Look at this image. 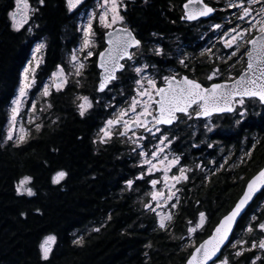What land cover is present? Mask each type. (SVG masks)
<instances>
[{
  "label": "trees",
  "instance_id": "16d2710c",
  "mask_svg": "<svg viewBox=\"0 0 264 264\" xmlns=\"http://www.w3.org/2000/svg\"><path fill=\"white\" fill-rule=\"evenodd\" d=\"M183 1L134 0L124 16L139 40L148 43L158 36L155 40L163 41L168 50L178 45L171 39L173 34L183 40L189 37L179 21ZM11 5L12 0H0V264H183L192 248L232 208L245 180L264 161V127L255 129L262 133V139L254 160L237 173L207 169V142L197 139L206 134L205 126L179 122L164 128L162 131L174 139L173 149L182 165L191 170L180 186L176 206H171L172 219L162 229L156 212L145 208L146 201L141 198L150 177L136 179L142 173L137 153L118 138L103 145L94 143L108 111L104 108L105 93L95 87L93 69L84 75L83 90L71 86L48 97L49 117L38 132L18 145L2 143L7 110L33 44L41 39L48 43L42 69L47 74L62 59L74 27L63 0H43L34 15L37 28L14 30L7 17ZM154 61L162 64V59L150 58L151 63ZM123 76L119 77L118 90L128 92L121 82ZM81 91L90 93L94 103L84 116L77 112L74 101V95ZM214 123L216 147L209 155L215 158L221 153L224 134L254 132L252 125L234 128L224 125L220 118ZM60 171L66 175L53 183ZM24 177L30 179L31 196L17 193L16 184ZM128 180L134 184L130 189L126 187ZM263 197L264 191L232 236L230 244H243L237 243L234 249H229V244L224 249L220 258L226 257L229 264H264V253L257 257L251 248L253 241L258 244L262 237L255 226L264 221ZM200 212L206 214L205 225L190 240L188 222L194 225ZM253 216L257 218L254 221ZM250 222L254 228L251 233L246 231ZM88 226L99 231L90 230L83 235L82 244H74L73 232ZM48 236L54 237V243L44 260L40 246ZM237 251L241 255L236 256Z\"/></svg>",
  "mask_w": 264,
  "mask_h": 264
},
{
  "label": "snow or ice",
  "instance_id": "6c2138e0",
  "mask_svg": "<svg viewBox=\"0 0 264 264\" xmlns=\"http://www.w3.org/2000/svg\"><path fill=\"white\" fill-rule=\"evenodd\" d=\"M41 4L43 0H40ZM261 0H248L249 4L260 3ZM21 0H17L19 5ZM68 10L72 11L77 8L78 5L83 3V0H66ZM243 0H239L236 3H230L228 6L230 8H241ZM198 5V6H194ZM25 9L28 8L27 3L24 4ZM104 10L99 13V23L105 29H111L112 31H106L105 37L107 38L108 47L99 53V61L97 66L102 69L100 74V81L98 84L97 90L99 92L105 91L108 85L116 80L117 73L125 70L126 65L121 63L122 60H134L135 52L130 51V49H138L140 47V40H138L127 27L120 29H114L113 26L118 22H123L124 17L120 15L118 7V0H104L103 5H98ZM185 16L182 19L186 18L189 21L197 20L199 17H206L214 11L213 8L209 7L207 4H203L202 0H188V3L184 5ZM261 12H264V7L261 8ZM250 13V8L244 7L242 10V15L238 17L243 20L245 16H248ZM10 16H13V13H9ZM110 16V19H109ZM88 23L86 26L78 29L84 33V39L81 46L78 49H74L70 62L72 63L75 69V75L80 76L82 70L85 68L84 62L78 58L77 52H84L87 49V53L84 56V60H87L93 55L91 48L94 46L93 37L95 33L93 31V20L96 18L94 12L88 13ZM27 20V15H23L20 23H16L15 18H13V28L19 30L24 22ZM213 28L219 29L221 25L214 24ZM239 27V26H237ZM257 29L260 33L258 38H253L252 40L247 41L251 47L245 52V55L248 57L247 69L245 73H242L238 79H232L231 83H212L210 87H204L197 80L190 79L188 76H181L177 79L176 75H170L163 77L164 86L159 87L156 84L155 79L152 77H144L141 73L144 71V68L148 67L143 65L141 67H134L133 70L140 76V79L135 81L137 88L136 96L131 100V104L127 109L120 110L117 114H114L113 119L106 121L104 128L101 129V132L104 133V136L100 138V142H105V137H110V129L114 125H122L123 131L119 134L125 136L131 129L143 128L144 131L155 133L160 131V125H172L174 122L180 120L178 114H183L191 118L192 112L195 113L196 117H210L213 113H231L234 111V104H244V98H258L261 104H264V18L258 20L256 23L251 25L250 29H243L237 31V29H230L229 32H225V36L231 35L230 40H225L224 46L226 48L232 47L236 44L238 39H240L242 32L251 31V29ZM31 30V29H29ZM43 44L37 46V49L42 48ZM211 51L210 49L208 50ZM239 51L237 47L236 51L232 52V56H235ZM155 52L157 55L161 53L160 48H156ZM203 54V53H202ZM231 58V57H230ZM37 62V66H38ZM180 64L184 65L185 61L180 60ZM33 73L32 79H29L28 73ZM35 71L34 67H26L22 73V78L20 81V88L18 95L13 99L11 108V114L9 118V123L14 125L17 116L19 114V109L23 103V99L27 95V89L31 88L35 83ZM219 69H213L212 73L207 77L208 80H212L213 77L219 74ZM147 81V88L140 90L142 86V80ZM52 86L56 88L57 91L61 90L63 86L67 83V74H65L64 69L61 66H57V71L52 73ZM77 83H79L77 81ZM42 95L47 97L49 95V85L45 84L42 89ZM158 97V99L156 98ZM239 97V99H236ZM145 98V99H138ZM80 103L77 105L79 114L81 116L85 115V112L90 108L91 102L88 97H78ZM51 105H49L50 107ZM139 107V111L137 108ZM33 108H35V103H33ZM190 109L192 110L190 112ZM131 114V115H129ZM244 111L240 112L241 117L244 116ZM149 117L151 119H149ZM239 123V121H237ZM151 124L152 127H148ZM39 129V125H37ZM211 131V129H209ZM21 135H19V142L25 140L24 130L21 129ZM135 136V132H133ZM12 129H9L7 139H12ZM144 139V137H137L136 143L137 148L141 147L138 143L139 140ZM161 144L155 146V150L151 152V157H158V153L163 152V148L167 147L168 143H171L170 140H167V137L161 135L159 137ZM167 141V143H165ZM95 142V141H94ZM211 147V145H209ZM255 147V145H253ZM140 156L143 158L142 164L148 165L147 172L151 173L157 169V164L163 167L164 172V181L166 182V187H174L175 185H167V181L171 180L176 183L187 180L188 177L185 175L186 171L191 169H186L181 167L179 170V175L169 176L168 173L170 170L179 165L180 157L174 156L171 160H168L165 156L164 160L157 159L156 163H153L151 159L148 158V155L145 151H140ZM246 155H250L246 153ZM199 167V165H197ZM66 175L63 171H60L56 174V177L53 178V183H57L58 179L63 178ZM143 173L138 176L136 179H143ZM28 178H25L27 180ZM24 181L21 182L23 184ZM129 188L133 186V180L126 181ZM151 185L153 189L157 185V180H151ZM21 191H25L27 195L31 196L34 193L31 188L22 189L20 186L17 187V193L20 194ZM179 191V189H177ZM264 191V169H261L256 175L247 182L245 190L239 200L236 202L235 206L223 216L218 224L212 231V234L204 240L198 247H195V250L192 252L191 256L187 260V264H216L219 260L217 255L221 251V246L225 245L226 241H229V234L233 231V225L237 222L238 217L243 213L245 207L249 202L254 198V195L259 192ZM151 198L154 201H158L159 197L163 196L162 192L153 190L151 193ZM175 196V192L169 191L168 199H171ZM179 198L177 197V200ZM176 205L173 204L172 207ZM145 208H148L149 205L145 204ZM155 211V209H152ZM171 215L164 216L159 221L160 228H165L166 220H171ZM206 214L204 212L199 213V220L194 225L192 221H189V227L187 233L189 239L191 240L192 234L199 229H202L206 222ZM255 216L252 217V220H256ZM256 229H259L260 232L264 233V221L256 224ZM99 231V229H95ZM246 231L251 233L254 231V228L249 223ZM183 239V237H181ZM54 240V237H47L46 241L41 244L42 259L47 260L49 252L51 251V241ZM74 244L80 245L83 243L82 238L74 240ZM237 243L243 244V241H237ZM258 246L260 249H264V236H262L258 241ZM232 247L235 248L236 244H232ZM257 242L253 241L251 248H256ZM251 250V249H248ZM236 256L241 255L240 251L235 253ZM219 264H228L227 259L219 261ZM255 264V261L252 262Z\"/></svg>",
  "mask_w": 264,
  "mask_h": 264
},
{
  "label": "rangeland",
  "instance_id": "374dc122",
  "mask_svg": "<svg viewBox=\"0 0 264 264\" xmlns=\"http://www.w3.org/2000/svg\"><path fill=\"white\" fill-rule=\"evenodd\" d=\"M22 1L23 0H21V2ZM85 1L86 0H83V3ZM124 1L125 0H118V4H119L118 10H119V13L121 16H122L123 11L125 10ZM211 1L215 2V3H220L221 4L220 6L222 7L221 9L223 11L235 9L234 7L230 8L228 5L230 3L239 2V0H211ZM103 3H104V0H91L89 5H83L82 6V4H80L77 6V8L73 9L72 11H69L66 0H65V6L67 7V12L69 14L74 13V17L72 19V25L74 24V27H73V33L71 34V37H69V39H68V40H70V43L62 51V62L59 66H61L64 69L65 74H67V83L59 91L65 90L66 88L71 87V86L75 87L76 89L79 88L77 90H83L80 88H82L81 86H84L83 82H82L84 80L83 79L84 78V71L87 69V67L89 65L88 60L92 59L96 55V49L98 47V41H97L96 37L98 36L99 33L97 31H94V33H95V36L93 37L94 46L91 48L93 55L91 57H89L87 60L83 59L87 53V49L84 52H77L78 58L81 59L85 64V68L82 70V74L80 76L75 75V69H74L72 63L70 62V58H71V54H72L73 50L78 49L82 44V41L84 39V33L82 31H79L78 29L87 25L88 19H89L88 13L94 12L96 14V18L93 20V24H98L99 28H103L99 23V13L101 11H103L104 9L102 7H98V5H103ZM248 5H252V4L248 3ZM80 6H81V8H79ZM20 8H21V13H17V11H16V15L11 16V24L13 27V18H15L16 23L19 24L22 16L25 14L27 15L26 22H24L22 24V26L19 28V30L28 26L29 25V19L31 18L30 17V13H31L30 6H28V8L25 9L24 5H21ZM34 11H35V9L32 10V14L34 13ZM227 15L230 18V24H233L236 22V19H231L234 17L235 14L227 13ZM109 19H110V16H109ZM120 23H122V22H118L117 24H120ZM34 28H35V26H31L30 28H28V29L26 28V29L27 30H29V29L33 30ZM209 28H210V30H212V32L214 34V36H213L214 38L211 39V44L209 42V45L207 46V48L206 49L202 48L201 51H199V53H206L209 50V47H212V45H213V47L211 49L212 52L208 51V54H216L217 56H220L221 54H226V50H228V54H230V51L234 45H232V47H230V48H226L224 46L225 40H230V39H226L224 37V35L221 34V29H223V27L219 28V29H215L210 25ZM14 30H16V29H14ZM208 33H209V31H208ZM217 33H219L220 35H217ZM46 43L47 42L45 39H41L39 41H36L33 44L29 60L26 63L24 69L26 67H34L36 69V71H35V83L31 88L27 89V95L24 98H22L23 103L20 106L19 114L17 116V120H16L14 125H11L9 123V118H10V114H11V108L13 107L12 101L18 95L19 88H20V83H19L18 88L16 90V93H15L13 99L11 100L9 107H8V110H7V120H6V123L4 126V134H3V139H2V141H3L2 143L4 145L5 144L18 145L20 143L25 142L34 133L38 132L41 129L43 121L45 122L49 117L50 102H49L48 96L50 95L51 92L57 93L59 91H57L56 88L52 86V84H53L52 73L57 71V67H54L52 69V71L50 70L47 73L48 77L46 80H45V77H43L40 74L41 67L44 64ZM40 44H43V47L37 49V46ZM218 44H220L221 46L219 48L218 47L214 48V46H217ZM176 49H178L177 46H176ZM185 50L186 49L184 47H180L178 49V51H176V53H177L176 57H177L179 63H180V60L185 61V60H188V58H189V54ZM216 61H218V63ZM220 61H221V58L219 57L213 61V64L218 65ZM37 62H39L38 66H37ZM134 62L139 65L138 67L146 65V63L143 61V58H140V57L138 58V62L135 60L132 62L133 64L131 66H133V68L135 66ZM55 66H58V65H55ZM24 69H23L22 73L24 72ZM214 69H219V68L216 67ZM168 72L171 73L172 68L164 65L161 68H159L158 66L155 67L154 69L144 68V71L141 73V75L144 77H152L153 79H155L156 84H157L159 81L160 82L164 81L163 77L168 76L169 75ZM22 73H21V78H22ZM129 73H133L132 79H130L129 77L127 78V76H123L121 82H122V85H124V86H125V84H129V86L131 87L130 91L126 92L124 90V88H121L118 90L119 84L115 85V88H113L109 92L107 91L106 93L105 92H99L97 90L99 93H105L103 95L104 96L103 100L107 101V104L104 108H106L108 113H107L106 118L103 122L102 128H104L106 121L114 118V114H117L120 110L127 109V107L131 104L132 98L134 96H136L138 86L136 85L135 81L137 79H140V76H137V74L135 73L134 70L130 71ZM218 75L219 74L215 75L213 77V79L218 78ZM28 77H29V79H32L33 73L31 71L28 73ZM21 78H20V81H21ZM77 81L79 83H77ZM45 84L49 85V95L47 97H44L42 95V89H43ZM142 86L143 87L140 90H143V88H147L148 85H147L146 79L142 80ZM83 96L88 97L89 101L91 102L92 106L87 109V111H88L89 109H91L94 106L93 105L94 104L93 98L91 97L90 93H88V92L76 93L74 95V101H75V104L77 106L80 103V100L78 99V97H83ZM138 99H145V98H138ZM96 101H97V99H96ZM33 103H35V108H33ZM139 110L140 109L138 107L137 111H139ZM129 115H131V114H129ZM214 124H215L214 121H212V126H211L212 131L215 129ZM37 125H39V129H37ZM210 125H211V123H210ZM210 125H209V128H210ZM10 128L12 129V137L13 138L7 139ZM21 129L24 130L23 134L25 135V140L23 142H19V140H18L19 135L22 134ZM101 129L96 134L95 139H94V141H95L94 143L96 145H103V144L113 140L114 138H118L123 143L127 144L131 148L130 149L131 152H136L138 155L137 165L142 169V173L144 174L143 177H150L149 182H148V189L144 193L141 194L142 200L146 201V204L149 205L148 209H151V210L155 209L154 212H156V215H157V218L159 221L162 217L170 215L171 206L174 204L175 201H177L176 199H177L178 193H179V191H177V189L180 190V186L185 180L181 181L179 183L168 180L167 185L171 186L174 184L175 186L174 187H166V182L163 179V177H164L163 167L161 165L157 164L158 170H155L151 173H148L147 172L148 165L142 164L143 158L140 156L139 153L142 150L145 151L148 155V158L151 159L153 161V163H156L157 159L164 160L165 156H167L168 160H171L174 156H177L176 153L174 152V149H173L174 139L171 138V135L163 132L162 130H160L159 132H155L154 134L153 133L146 134L143 132L144 131L143 128H138V129L130 130L128 132V134L125 136H121L119 133L121 131H123L124 129H123L122 125L118 124V125L112 126V128L110 129V131H111L110 137H105V142L101 143L100 138L104 136V133L101 132ZM133 132H135V136H133ZM161 135L167 137V140H170L171 143H168L167 147L163 148V152L158 153V157H151V152L155 150V146L157 144H161V141L159 139V137ZM141 136L144 137V139L138 141V143L140 144L141 147L137 148L136 143H134V141H136L137 137H141ZM165 143H167V141H165ZM161 147H163V144H161ZM181 167L189 169V168L182 165L181 158H180L179 165L173 167L170 170V172L168 173V175L169 176L179 175V170ZM188 172L189 171H186V173H185L186 176H187ZM141 174L139 173L138 176H140ZM54 177H56V175H54ZM25 178H28V177L21 178L17 182L16 190H17L18 186H20L22 189L31 188L30 179L28 178L27 180H25ZM61 179H58V182L61 181ZM151 180H157L158 181L157 185L155 186V189H153V186L150 183ZM22 181H24L23 184H21ZM52 181H53V179H52ZM126 187H127V189H130L128 187V185ZM153 190H156V191L163 193V196L159 197L158 201H154L151 198L150 193ZM169 191L175 192V196H173L171 199H168ZM20 194L21 195H27V193L25 191H21ZM27 196H29V195H27ZM260 205H264V197L261 199ZM167 221L168 220L165 221V224ZM95 228H96L95 226H88L85 229L74 231L73 232L74 240H77L80 238L83 239V235L85 233L89 232L90 230H94ZM261 234H262V236H264V233L261 232ZM45 241H46V238L42 243H44ZM53 243H54V240L51 241V248H52ZM232 244H237V242H232L228 247L229 249H234L232 247ZM254 249L256 250L257 254L256 253L255 254L257 257L261 256L264 253V249H260L258 244H257V247ZM40 253L42 256L41 247H40ZM225 259H227V258L226 257L220 258L216 262V264H219V261L225 260ZM227 262H228V260H227ZM228 264H229V262H228Z\"/></svg>",
  "mask_w": 264,
  "mask_h": 264
},
{
  "label": "flooded vegetation",
  "instance_id": "af4514ba",
  "mask_svg": "<svg viewBox=\"0 0 264 264\" xmlns=\"http://www.w3.org/2000/svg\"><path fill=\"white\" fill-rule=\"evenodd\" d=\"M63 1L65 4V0ZM186 1L187 0H184L182 4ZM24 2L27 3V5L30 6L31 8V13H30L31 20L29 19V25L22 29L26 30V28L28 29L31 26H35V28H37V24L34 23L35 22L34 15L37 12L38 6H42L43 3L41 4L40 0L39 1L38 0H23L18 5L17 0H12L11 9L7 13L8 21L12 29L13 27L11 24V16L9 15V13H13V16L16 15V11L17 13H21L20 6L24 5L25 4ZM90 2L91 0H86L82 4V6L89 5ZM203 2L214 9V14L206 20L200 19L198 21L188 23L182 19L183 10H182V4H181V14H180L179 21L180 23L183 24L184 28H186L185 33H188L189 37L183 40L182 37L178 34H173V36H171V39L173 37V40L177 41L178 49L180 47H184L186 49L185 51L189 54L188 60H185V65H187L186 67L184 65H181L176 57V54H177L176 51H178V49H176V46L168 47V50H166L163 41L155 40V38H158V36L155 38L153 37L151 41L148 43H143L140 40L141 42L140 47L138 49L131 50L135 52L134 60L138 62L139 57L143 58V61L148 66L146 68L148 69H154L157 66L159 68H161L164 65L168 66L172 68V72L171 73L168 72L169 74L168 76L175 74L177 79L181 76H188L190 79L197 80L204 87H209L211 86L212 83L230 82L232 79H236L242 73H245L247 69V62H248V57L245 55V52L251 47V45L248 44L247 41L252 40L253 38L258 37L260 35L258 30L255 28L251 29V31L242 32L240 39H238L237 43L234 44V46L232 47L230 51V54H228V50H226V54H221L220 56H217L216 54H208V51L202 54V53H199V51H201L202 48L206 49L207 46L209 45V42L211 44V39L214 38L213 37L214 34L212 30H210L209 28L210 25L211 26L214 24L221 25L220 28L223 27V29H221L222 35H224L225 32H229L230 29H237V31H241L243 29H250L253 23H256L258 20L264 18V12H261V8L264 7V0H261L260 3H253L252 5H248V0H243V4L241 8H235L233 10H228V11L227 10L223 11L221 9L222 7L220 6L221 5L220 3H215V2H212L211 0H203ZM132 4H134V0L124 1L125 10L122 13L124 20L122 23L114 25L113 28H116V27L130 28L134 36L138 39L132 26L130 25L129 22L126 21V17L124 16L126 9L131 8ZM244 7L250 8V13L248 16H245L243 20H241L238 17L242 15V10ZM79 8H81V6ZM33 9H35V11L32 14ZM66 10H67V7H66ZM227 13L235 14L234 17L231 18V19H236L235 23L230 24V18L228 17ZM69 15L74 17V13L69 14ZM110 30L111 29L99 28L98 24H93V31H97L99 33L98 36L96 37L98 41V47L96 49V55L92 59L88 60L89 65L87 69L84 71V75L91 69L94 70V73L97 78V81L95 83L96 89H97V84L99 81V74H100V70H98L97 65H96V57L98 53L101 52L105 48L104 35L106 31H110ZM217 35H220V34L217 33ZM231 35H234V33H230V35L227 37L224 35V37L226 39H231ZM160 39H163V38L160 37ZM67 43L69 44L70 40H68ZM220 44H218L217 46H214V48L216 47L219 48L221 46ZM212 47H209V49L211 50ZM237 47H239V51L237 52L235 56H232V52L236 51ZM47 48H48V43H46V47H45L44 64H45V58L47 57ZM156 48L161 49V53L159 55H157L155 52ZM152 57H155L157 60L162 59V64L158 65V63L155 61L151 63L150 58ZM219 57L221 58V61L219 62V64L218 65L213 64V61ZM134 60H124L122 62L126 65V69L123 70L122 72L117 73L118 78L114 82H111L108 85L107 89L103 92L106 93L107 91L109 92L110 90L115 88V85L118 84V81L120 80L119 77L121 75H125L127 76V78L129 77L130 79H132L133 73H129V72L133 71V66L131 65L133 64L132 62ZM61 62H62V59L59 60V62L56 65H60ZM216 62L218 63V61ZM44 64L41 67L40 74L41 75L45 74L43 75V77H45V80H46L48 75L46 74V72H43L42 70L44 67ZM138 66L139 65L135 63L134 67H138ZM216 67H218L220 70L218 78L208 80L207 77L212 73V70ZM126 85L130 91L131 87L129 86V84H126ZM157 85L159 87L164 86V81H161V82L159 81ZM52 94H54V92H51L48 97H50ZM75 107L77 109V112L79 113L76 104H75ZM191 111L192 110L190 109V112ZM241 111H244L245 113L243 117H241L240 115ZM87 112H85V114ZM179 116H180V120L177 123L181 122V123L188 124V125L206 127V134L204 136L200 135V137H198L197 139H199V141L206 140L207 142V145H206L207 169H212L214 172H216L217 170L219 172L237 173L239 172L240 168H242L244 165L248 164L249 162L251 163L252 159L254 160L252 156L254 155L255 149L260 145L261 139H262V133L255 131V129L259 127H264V104H261L257 98H244V104L243 105L236 104V109L231 114L213 115L206 119L195 118L194 112H192L191 118H189L188 116H184L183 114H180ZM215 118L216 119L220 118L221 122L224 125L230 126L231 124V126H233L234 128L252 125L254 127L253 129L254 132L253 134H250V135L232 134V133L224 134L222 136V144L220 146L221 153L218 154L219 156H216L215 158L212 155H209L211 151H213V149L216 147V145L213 144L214 138L212 136L213 134H212V128H211L212 121H214ZM237 121H239V123H237ZM209 125H210V128H209ZM150 126L151 124L148 125V127ZM135 129H138V128H135ZM209 129H211V131H209ZM160 130H164V127H160ZM143 132L146 134H150V132H146V131H143ZM209 145H211V147H209ZM253 145H255V147H253ZM249 152H250V155H246V153H249ZM258 166L259 168H257L254 174H256L260 169H262V167H264V161L263 160L260 161ZM251 177L245 180L242 186V191L245 187L246 182ZM257 199L255 201H257Z\"/></svg>",
  "mask_w": 264,
  "mask_h": 264
},
{
  "label": "water",
  "instance_id": "95a60500",
  "mask_svg": "<svg viewBox=\"0 0 264 264\" xmlns=\"http://www.w3.org/2000/svg\"><path fill=\"white\" fill-rule=\"evenodd\" d=\"M188 3V0L186 1V2H184L183 4H182V10H183V17L185 16V8H184V5L185 4H187ZM202 3L203 4H205L204 2H203V0H202ZM194 6H198V5H194ZM210 7V6H209ZM212 8V7H211ZM214 14V11L212 12V13H210L208 16H206V17H199L197 20H192V21H189V20H187L186 18H184L183 20L185 21V22H188V23H190V22H195V21H198V20H200V19H202V20H206V19H208L209 17H211L212 15ZM120 28H123V27H116V28H114V29H120ZM128 29H130V28H128ZM131 30V29H130ZM110 31H112V30H110ZM133 33V32H132ZM134 35V34H133ZM259 37V36H258ZM258 37H255V38H258ZM104 43H105V48H107L108 47V44H107V38L105 37V35H104ZM104 48V49H105ZM103 49V50H104ZM102 50V51H103ZM132 49H130V51H131ZM100 53V52H99ZM99 53H98V55H97V57H96V65L98 64V61H99ZM124 60H122L121 61V63L123 62ZM97 68H98V70H100V74H101V71H102V69H100L98 66H97ZM123 71V70H122ZM122 71H120V72H122ZM119 73V72H118ZM100 74H99V81H100ZM241 76V75H240ZM239 76V77H240ZM239 77H237L236 79H238ZM99 81H98V84H99ZM115 81V80H114ZM113 82V81H112ZM220 83H228V84H230L231 83V81L230 82H220ZM98 84H97V88H98ZM163 87V86H162ZM210 87V86H209ZM107 89V88H106ZM105 89V90H106ZM239 97H237L236 99H238ZM245 98H248V97H245ZM157 99H158V97H157ZM258 99V98H257ZM235 109H236V104H234V111H235ZM233 111V112H234ZM233 112H231V113H233ZM231 113H228V112H225V113H213L211 116H213V115H223V114H231ZM178 115H180V114H178ZM195 118H198V119H206V118H208V117H196L195 116ZM149 119H151L150 117H149ZM177 122H174L172 125H160V126H158V127H165V128H171L173 125H175ZM150 127H152V125L150 126ZM262 169H264V167H262ZM261 170V169H260ZM259 170V171H260ZM258 171V172H259ZM254 175H256V174H254ZM253 175V176H254ZM252 178V177H251ZM250 178V179H251ZM249 179V180H250ZM248 180V181H249ZM247 181V182H248ZM247 182H246V184H245V187H246V185H247ZM245 187H244V189H243V191H242V193H241V195L239 196V198L242 196V194H243V192H244V190H245ZM263 191H259V192H257L255 195H254V198L249 202V204L245 207V209L243 210V213H242V215L240 216V217H238V220H237V222H235L234 223V225H233V231L229 234V241H226L225 242V245L224 246H221V251L217 254L218 256H219V258L221 257V255H222V253H223V251H224V249L230 244V242H231V240H232V236H233V234H234V232H235V230H236V228H237V226H238V224H239V222H240V220L243 218V216L246 214V212L249 210V208L251 207V205L253 204V202L257 199V197L262 193ZM239 198L236 200V202L239 200ZM236 202H235V204H236ZM235 204L232 206V208L235 206ZM231 208V209H232ZM231 209L229 210V211H231ZM228 211V212H229ZM227 212V213H228ZM227 213L225 214V215H227ZM224 215V216H225ZM223 217V216H222ZM221 217V218H222ZM220 218V219H221ZM219 219V220H220ZM219 222V221H218ZM218 222H217V224H218ZM216 224V225H217ZM215 225V226H216ZM215 226L213 227V229L215 228ZM213 229L211 230V232H210V234L206 237V238H204L201 242H199L197 245H195L193 248H192V250H191V252H190V254H189V256L187 257V259L185 260V262L183 263V264H187V260H188V258L191 256V254H192V252L195 250V247H198L204 240H206L211 234H212V231H213Z\"/></svg>",
  "mask_w": 264,
  "mask_h": 264
}]
</instances>
